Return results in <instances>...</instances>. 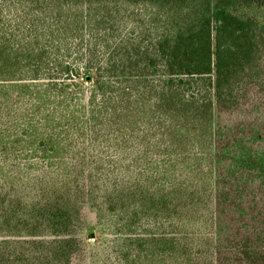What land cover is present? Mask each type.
Instances as JSON below:
<instances>
[{
    "label": "trees",
    "instance_id": "16d2710c",
    "mask_svg": "<svg viewBox=\"0 0 264 264\" xmlns=\"http://www.w3.org/2000/svg\"><path fill=\"white\" fill-rule=\"evenodd\" d=\"M253 88L264 1L0 0V264H264Z\"/></svg>",
    "mask_w": 264,
    "mask_h": 264
},
{
    "label": "rangeland",
    "instance_id": "374dc122",
    "mask_svg": "<svg viewBox=\"0 0 264 264\" xmlns=\"http://www.w3.org/2000/svg\"><path fill=\"white\" fill-rule=\"evenodd\" d=\"M140 2L141 0H134ZM263 2L264 0H252ZM251 91L254 99L253 113L239 112H219L216 110L214 116V126L216 129L217 138H233L234 133L241 134V130L246 131L250 128V123L261 132H264V91L253 88ZM245 110V109H244ZM82 222L77 227L73 228L67 237L75 238L78 243V249L83 255H88L94 243L93 239L86 237V227L95 222V219L90 218V214H85Z\"/></svg>",
    "mask_w": 264,
    "mask_h": 264
}]
</instances>
